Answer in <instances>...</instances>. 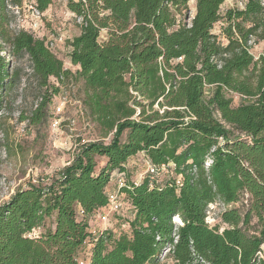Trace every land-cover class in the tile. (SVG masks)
<instances>
[{"label":"trees","instance_id":"obj_1","mask_svg":"<svg viewBox=\"0 0 264 264\" xmlns=\"http://www.w3.org/2000/svg\"><path fill=\"white\" fill-rule=\"evenodd\" d=\"M32 1L41 14L53 4ZM190 1H68L81 20L67 45L82 105L113 137L79 140L56 177L0 206V264H79L89 246V264H167L164 255L171 264H264V55L250 52L253 39L264 41V0L224 15L225 0H196L195 15L180 21ZM23 4L0 0V114L23 83L17 65L27 60L42 91L31 118L39 125L60 93L51 78L63 83L72 72L46 40L10 30ZM140 154L172 164L181 186L170 176L137 184L127 165ZM115 177L125 183L128 231L94 234L91 218L108 206ZM214 204L224 207L225 228L208 223Z\"/></svg>","mask_w":264,"mask_h":264},{"label":"rangeland","instance_id":"obj_2","mask_svg":"<svg viewBox=\"0 0 264 264\" xmlns=\"http://www.w3.org/2000/svg\"><path fill=\"white\" fill-rule=\"evenodd\" d=\"M247 1L225 0L221 13L224 15L229 9H242ZM33 7L32 0H24L22 8L14 11L10 30L12 32L24 30L36 39L46 40L49 46L53 44L52 51L64 63L65 69L72 72V76L63 83L51 78V84L60 88V93L44 110L43 122L34 125L31 118L42 101V91L32 75L30 63L27 60L18 63L17 67L22 69L25 79L10 93L6 108L0 114V141L3 144L0 151V206L9 201L18 190L46 183L50 178L56 177L72 162L79 140L108 144L113 137L112 134L104 137L97 126L89 120L82 105L83 86L75 78L77 68L69 60L70 49L67 43L80 34L81 21L69 11L66 0H53L52 6L39 19ZM195 13L196 0H191L188 10L178 14L177 18L184 21L188 16L193 17ZM221 28L222 23L217 24L214 33L220 35ZM57 34L64 36L62 43L55 42ZM107 37V31H103L100 40L105 41ZM251 46L250 52L255 59L264 55V41L253 39ZM240 102L241 99L236 97L234 105ZM60 104L63 106L62 113L57 115L56 109ZM54 120H61L58 129L53 126ZM127 167L134 181H138L144 173L141 156L130 160ZM117 189L118 179L115 177L110 191L115 192ZM119 203V211L111 215L107 227L113 228L116 232H126L128 225L125 223L132 218L130 205L124 196L120 198ZM236 207H241V204ZM104 211L100 210L91 218L90 232L96 234L104 229L105 224L101 221ZM208 211V223L211 226L220 224L221 228L226 227L220 220V214L224 211L222 205H211ZM88 249L84 251V256L88 257L90 251ZM261 257L264 258V246ZM162 263L171 264V261L164 255Z\"/></svg>","mask_w":264,"mask_h":264},{"label":"built area","instance_id":"obj_3","mask_svg":"<svg viewBox=\"0 0 264 264\" xmlns=\"http://www.w3.org/2000/svg\"><path fill=\"white\" fill-rule=\"evenodd\" d=\"M68 1L69 0H66L67 3H68ZM75 1H78V0H75ZM33 9H34V12L36 13V16H37L38 19L44 15V14H41L40 12H38L36 10L35 6L33 7ZM17 10H19V9L15 8V11H17ZM56 38L57 39L55 40V42L57 44L58 43H62L64 41V39H65L62 34L61 35L57 34ZM52 45L53 44H51V46L48 45V47H49V49L51 51H52ZM62 107L63 106L61 104H60V106L57 107V109H56L57 115H61ZM60 123H61V120H54V125L53 126L55 127V129L59 128ZM81 143L82 144H86V143H89V142H86L85 140H82ZM139 156H141L142 159H143L144 173L141 175L140 179L138 181H136L137 184H139L143 180V178L145 176H149L152 181L153 180L156 181L158 179L169 177V176L173 177V179H174L173 172H172V169H173V165L172 164L156 166V165L151 164L150 161L143 154H140ZM174 181H175L177 186H181V178L177 177V178L174 179ZM124 184L125 183H124L123 178H120L118 180V189H117V191H115V192L110 194L108 206L106 208L102 209V210H105L104 211L105 213L101 216V221L105 224V227H104V229L102 231H106L107 229H109L107 227V224H109L111 215L115 214V213H118V211H119V207H120L119 200L122 197L119 194V190L124 187ZM102 231H100V232H102ZM39 234H40V229H36V230H33V232L31 234H29V237L33 238V237L38 236ZM88 250H90V249H88ZM89 252L87 254L88 257L85 256L84 259H82L79 264H89V257L91 256V253H89Z\"/></svg>","mask_w":264,"mask_h":264},{"label":"crops","instance_id":"obj_4","mask_svg":"<svg viewBox=\"0 0 264 264\" xmlns=\"http://www.w3.org/2000/svg\"><path fill=\"white\" fill-rule=\"evenodd\" d=\"M138 157V156H137ZM112 184V183H111ZM111 184L109 185V188L111 187Z\"/></svg>","mask_w":264,"mask_h":264}]
</instances>
